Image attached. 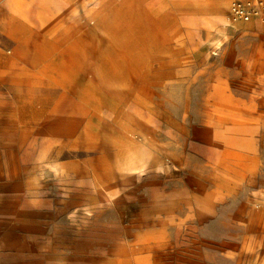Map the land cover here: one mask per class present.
<instances>
[{
  "label": "rangeland",
  "instance_id": "obj_1",
  "mask_svg": "<svg viewBox=\"0 0 264 264\" xmlns=\"http://www.w3.org/2000/svg\"><path fill=\"white\" fill-rule=\"evenodd\" d=\"M239 1L0 0V264H264Z\"/></svg>",
  "mask_w": 264,
  "mask_h": 264
},
{
  "label": "built area",
  "instance_id": "obj_2",
  "mask_svg": "<svg viewBox=\"0 0 264 264\" xmlns=\"http://www.w3.org/2000/svg\"><path fill=\"white\" fill-rule=\"evenodd\" d=\"M259 4L263 5L264 0H259ZM232 11L234 14H238L241 18L249 20L251 17H255L259 14L260 8L256 6H251L246 0L235 2L232 5ZM264 12V8H263Z\"/></svg>",
  "mask_w": 264,
  "mask_h": 264
},
{
  "label": "crops",
  "instance_id": "obj_3",
  "mask_svg": "<svg viewBox=\"0 0 264 264\" xmlns=\"http://www.w3.org/2000/svg\"><path fill=\"white\" fill-rule=\"evenodd\" d=\"M228 7H229L228 5L224 6L225 9H227ZM239 22H240L241 24H243V25H246V23H247V22H244V21H239ZM252 23L255 24V25H254L255 28H258V27H262V26H264V23L259 22V21H257V20L254 21V22H252ZM230 152H233V151H231V150H226V151H225V154H226L227 157L231 155Z\"/></svg>",
  "mask_w": 264,
  "mask_h": 264
},
{
  "label": "bare ground",
  "instance_id": "obj_4",
  "mask_svg": "<svg viewBox=\"0 0 264 264\" xmlns=\"http://www.w3.org/2000/svg\"><path fill=\"white\" fill-rule=\"evenodd\" d=\"M243 19V18H242ZM232 151V150H231ZM230 153H232V152H230ZM240 157V156H239ZM237 158V157H236Z\"/></svg>",
  "mask_w": 264,
  "mask_h": 264
}]
</instances>
